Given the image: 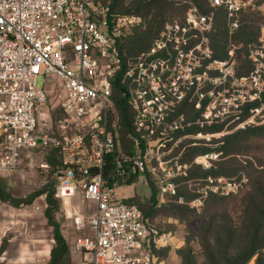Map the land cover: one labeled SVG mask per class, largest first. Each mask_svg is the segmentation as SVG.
<instances>
[{
    "label": "built area",
    "instance_id": "1",
    "mask_svg": "<svg viewBox=\"0 0 264 264\" xmlns=\"http://www.w3.org/2000/svg\"><path fill=\"white\" fill-rule=\"evenodd\" d=\"M212 5L225 8L231 32L238 29L244 0ZM107 10L102 0H0V177L14 174L30 150L58 149L57 196L65 200L81 191L97 202L92 215L72 216V228L84 233L72 244L82 254L80 264H161L155 250L168 239L107 184L108 156L115 155L119 174L138 175L146 185L153 180L160 201L186 203L179 191L186 186L193 195L188 204L201 211L211 195L239 194L249 183L246 174L190 178L192 163L208 169L220 153L183 161L189 146L182 139L202 136L200 129L229 117L242 128L264 124V57L250 51L254 69L243 96L238 86L246 77L216 58L208 44L214 10L190 2L184 18L166 22L148 50L127 58L120 48L124 29L141 16L110 18ZM40 76L62 86L64 119L55 131L38 127V106L48 101L46 88L37 86ZM123 99L131 110L127 126ZM234 107L239 114L227 117Z\"/></svg>",
    "mask_w": 264,
    "mask_h": 264
},
{
    "label": "rangeland",
    "instance_id": "2",
    "mask_svg": "<svg viewBox=\"0 0 264 264\" xmlns=\"http://www.w3.org/2000/svg\"><path fill=\"white\" fill-rule=\"evenodd\" d=\"M123 1L124 6L122 9L128 10L130 9L131 4L140 0ZM168 1L180 3L185 0ZM192 2H194V0H192ZM244 2L245 6L238 13L240 23L249 22V19L256 18L261 26L258 41L251 43L248 48L254 56H257V53H260L264 57V0H262L260 4L259 0H244ZM201 5L203 9H209L210 0L202 1ZM216 15L218 19V17H222L224 13H220L219 11L215 16ZM169 16L170 21L182 19V14L180 12L170 13ZM216 23H218L217 20H215L214 29L209 33L208 41L213 52V36L219 29ZM146 26L147 23L145 22V18L141 17L139 24H135L129 28L126 27L124 30L130 32L134 27L141 30L145 29ZM241 47L242 45L228 46L227 56L222 60L229 61L230 64L235 67L238 76L246 77L244 80L246 84L243 82L238 86L239 89L242 90L239 94L244 96L246 92L243 90H247L246 88L250 89L252 79L249 78V75L252 71L246 75L239 74V71H246L248 65L245 58L239 59L238 57L237 49ZM259 60L262 59L259 57ZM250 61L249 64H252L253 66V60L250 59ZM259 76L261 78L260 83H262L261 88L262 91H264V72H261ZM222 85H219L218 89L221 90ZM37 86L45 87L48 92L47 103L38 106V112L42 110L38 127H47L55 131V129L57 130V128H59L58 125L61 124L58 122V119H64V115L60 109V104L62 103L63 98L62 86H59L56 81L48 85L45 76H40L38 78ZM224 91L225 90L222 92L223 94H225ZM239 112L240 110L234 107L233 110H226L225 114L227 117H234L235 115H238ZM190 114L189 117L194 118V114ZM262 114L263 113H261V115ZM236 118L237 117L234 119L236 120ZM242 125L240 123H235L232 118L229 117V121H227L226 126L222 131L214 133L208 132L202 136L194 135L182 139L183 142L185 141V145L189 146L184 152L186 159L191 161L194 160L196 156L204 155L201 153H195L192 149L193 147L219 146L223 143L221 140L225 136L234 135L237 131L243 130L244 128H242ZM233 148L236 151L239 150V154L229 155L221 159L219 157L217 161L220 159L221 166L225 167L228 172L242 169V171L248 173L250 183L243 191L231 197L212 199L206 203L201 211H191L183 218H177L174 216V211L168 206L158 205L155 208V212L152 216V223L168 239V244L163 246L158 253L161 264H183L180 251L185 248L187 249V253L191 252L195 264H211V260L214 262L217 261L220 264H226L225 260L227 254H234L241 246L245 245L248 240L249 229L251 226L245 217H247V215L249 217V209L253 204L261 200V193L264 192V188L259 190L256 189L257 184L261 180L264 186V136H252L248 138V140L242 142V144L234 147L232 146V149ZM54 157L55 155L52 152L51 147H38L26 152L21 159L18 170L14 174L0 177V184L2 185L1 189L4 194L11 196V198H14L16 201H20L21 199L30 197V195H36L45 189H51L54 186L56 177L52 169L53 164L50 163V160ZM221 166L219 165V168ZM150 191V187L140 179L132 185L118 187L116 189V195L123 199L131 197L133 201L143 209H148V197ZM43 199H46L45 194H38L35 196L31 204H21L16 208H22L27 213L31 215L33 214L35 217L44 216L46 218L45 209L48 206L44 209ZM58 203L59 207L55 211V218L61 224L62 233L70 246H72L73 240L77 236L84 234L82 232H77L72 228V216L78 212L92 215L97 208V202L95 200L86 199L84 194L81 191H78L74 197L63 201L58 200ZM7 204L12 205L8 202ZM37 206H42L41 209L44 212H34L36 209L35 207ZM12 235L13 234L8 233L5 238L9 239ZM6 246L7 250L9 246L8 241L6 242ZM72 250L73 251H70L67 259L64 261V264L81 263L82 254L75 251L73 246ZM2 255L3 253L0 257ZM258 259L259 256L256 254L247 264H258ZM39 262L40 264L43 262L42 257H40ZM0 264L5 263L0 261ZM9 264H13L12 259Z\"/></svg>",
    "mask_w": 264,
    "mask_h": 264
},
{
    "label": "trees",
    "instance_id": "3",
    "mask_svg": "<svg viewBox=\"0 0 264 264\" xmlns=\"http://www.w3.org/2000/svg\"><path fill=\"white\" fill-rule=\"evenodd\" d=\"M202 1L205 0H194V2H192V0L189 1L185 0V1H181L180 3L175 1H168V0H140V1H135V3L131 4L130 9L128 10L122 9L124 6L123 0H102V3L107 7L108 9L107 14L110 18L120 15H126V14H135L145 18V22L147 23L145 29L140 30L139 28L134 27L132 31L126 32V35L123 38V42L121 43L120 48L126 58L135 57L140 52L148 50L151 47L153 41L159 35L165 23L170 21V16H169L170 13L180 12L182 14L181 18H184L186 9L188 8L190 2L198 5L200 9L204 12L209 10H214L217 13L220 11V13H224V15L222 17H218V19H217V15L215 16V20L218 21L216 25H218L219 29L217 32L214 33L212 40V48L214 49V53H215L214 56L219 59H225L228 53V46L242 45L241 48L237 49L238 57L239 59L245 58L248 65L246 64L247 65L246 71L244 72L239 71V74L241 75L249 74L252 71V69H254V65L252 66V64H249L251 61L249 58L250 50L248 46L251 43L258 41L259 39L261 26L258 23V20L255 18V19H249V22L248 21L244 23L241 22L238 29L231 32L228 28V18L225 8L223 6H219V7L213 6L212 0H210L209 9H203L201 5ZM261 1L262 0H259V4ZM258 104H259L258 101L251 103V105H258ZM119 106L122 114V120H123L122 123L123 125L127 126L128 124H130L131 110L124 99L123 101H121ZM246 109L247 108H245V110ZM192 111L193 109L190 108L186 112L189 113V115H191L190 113H193ZM195 116L197 115L194 114V117ZM227 121L228 120L220 124L206 126L200 130H203V132L205 133L219 132L225 128ZM198 130H199L198 127H192L191 129V131L193 132H197ZM252 136H264V124L250 125L244 128L243 130L237 131L234 135H227L221 140L223 143L219 146L216 147L198 146V147H193L192 149L193 151H195V153H201V154L218 152L220 153L219 157L221 159L229 155L239 154L238 153L239 150L236 151L234 150V148L232 149V146L233 147L238 146ZM51 149L55 157L50 160V163L53 164L52 169L54 175L56 176V171L60 165L59 151L54 147H51ZM220 159L219 161H217V159L214 160L213 165L210 168L206 169L201 165L192 163L193 160L188 161L185 155H183V161L192 163L189 169L190 178L206 177L208 175H214V176L224 175L229 177H236L242 174H246L249 177L248 173L242 171V169L236 170L234 172H228L225 167L221 166ZM219 165L221 166L220 168ZM104 177L107 180V184L114 188L132 185L133 183L139 181L138 175L135 174L121 175L118 173L116 168L115 155L108 156V162L104 168ZM249 183H250V177H249ZM57 185H58V181H57V177H55V183L51 189H45L40 193H38V194L46 195V202L48 207L45 209V215L49 225L52 226L53 228L54 244L51 249L50 260L48 264H64V261L67 259L70 251H73L72 246H70L69 242L66 240L65 236L62 233L61 224L55 218V211L59 207L58 200L63 201V199L58 197L56 194ZM1 186L2 185L0 184V200L6 203L7 202L11 203L15 207H18L21 204H31L35 196L38 195V194L30 195V197L28 198H24L21 199L20 201H16L14 198L12 199L11 196L4 194V192L1 189ZM148 186L151 189L150 195L148 197L149 198L148 209H143L141 206L135 203V201H133L131 197L126 198L124 200L128 203L137 204L143 211L144 217L149 224L155 226L152 223V216L155 212V208L158 205L168 206L169 208H171L174 211V216H176L177 218H183L187 213L191 211H197L195 208H192L188 204V201L191 200L193 195L190 193V191L186 186H182L179 189L180 194H183L186 197L187 199L186 203H179L176 199L160 201L158 194V187L156 186L154 181L151 180V183ZM263 188L264 186L261 180L257 184L256 189L259 190ZM226 197H231V196L211 195L208 198H206L203 208L205 207L206 203H208V201L212 199L226 198ZM249 212H250L249 217L248 215L247 217H245L246 220L249 222V225H251L250 229L248 228L249 229L248 240L246 241L244 246H241L236 251V253L227 254L225 260L226 264H247L251 260V258L256 254H258L259 256L258 264H264V253H263L264 192L261 193V200L253 204L252 207L249 209ZM6 240L8 241L9 244V239L6 238L3 239L2 245L0 247V255L6 250L7 247ZM155 252L158 254L160 252V249L155 250ZM180 252L183 259V264H191V263L195 264L193 262V256L191 252L187 253L186 248ZM211 264H220V263L211 260Z\"/></svg>",
    "mask_w": 264,
    "mask_h": 264
},
{
    "label": "crops",
    "instance_id": "4",
    "mask_svg": "<svg viewBox=\"0 0 264 264\" xmlns=\"http://www.w3.org/2000/svg\"><path fill=\"white\" fill-rule=\"evenodd\" d=\"M34 212L44 211L35 209ZM8 233L13 235L0 261L9 264L12 259L13 264H40L42 257L41 264H48L54 238L47 218L35 217L0 200V247Z\"/></svg>",
    "mask_w": 264,
    "mask_h": 264
}]
</instances>
